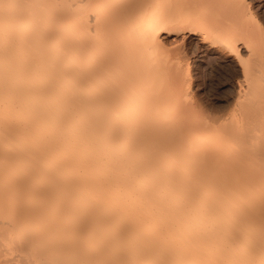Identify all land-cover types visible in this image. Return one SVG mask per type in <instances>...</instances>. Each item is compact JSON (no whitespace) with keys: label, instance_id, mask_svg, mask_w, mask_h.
Returning a JSON list of instances; mask_svg holds the SVG:
<instances>
[{"label":"bare ground","instance_id":"bare-ground-1","mask_svg":"<svg viewBox=\"0 0 264 264\" xmlns=\"http://www.w3.org/2000/svg\"><path fill=\"white\" fill-rule=\"evenodd\" d=\"M251 1L0 0L5 263L264 264V31ZM181 33L241 67L228 116L193 99L165 42Z\"/></svg>","mask_w":264,"mask_h":264},{"label":"rangeland","instance_id":"rangeland-1","mask_svg":"<svg viewBox=\"0 0 264 264\" xmlns=\"http://www.w3.org/2000/svg\"><path fill=\"white\" fill-rule=\"evenodd\" d=\"M258 4L260 8L257 7ZM250 6L257 14V19L264 31V0H252ZM165 42L167 48L174 47L170 51L175 52L177 48L179 50H176L177 53L180 52L184 57L190 71L192 97L203 104L204 110H210L218 116L224 114L228 116L236 110L237 96L241 88L246 85L244 75L239 71V65L238 67L233 62H223L209 54L204 55L195 48L186 33H181L177 38L165 37ZM244 55H246L245 52ZM0 264L7 263L0 258Z\"/></svg>","mask_w":264,"mask_h":264}]
</instances>
